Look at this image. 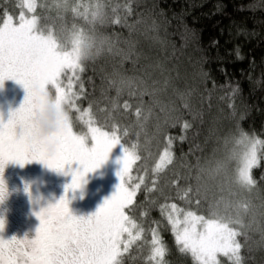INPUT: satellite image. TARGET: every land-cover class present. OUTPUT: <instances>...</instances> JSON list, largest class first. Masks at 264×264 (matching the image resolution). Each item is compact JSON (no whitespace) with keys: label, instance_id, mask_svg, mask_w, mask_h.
<instances>
[{"label":"trees","instance_id":"obj_1","mask_svg":"<svg viewBox=\"0 0 264 264\" xmlns=\"http://www.w3.org/2000/svg\"><path fill=\"white\" fill-rule=\"evenodd\" d=\"M84 1L0 0V25L31 13L61 40L75 30L104 42L84 61L81 80L73 78L79 111L71 109L72 122L115 126L124 147L137 146L130 173L140 187L126 214L143 231L123 264H155L154 228L167 244L164 264H196L178 250L167 219L188 211L239 215L246 225L238 237L242 264H264V0ZM244 137L261 141L250 191L232 182L239 159L214 171V162L243 152ZM165 152L173 163L157 171ZM189 187H199V196H185ZM217 260L234 264L222 254Z\"/></svg>","mask_w":264,"mask_h":264},{"label":"snow or ice","instance_id":"obj_2","mask_svg":"<svg viewBox=\"0 0 264 264\" xmlns=\"http://www.w3.org/2000/svg\"><path fill=\"white\" fill-rule=\"evenodd\" d=\"M28 8L35 11L32 4ZM98 15L99 10L93 13V18ZM103 43L75 30L61 40L51 29L41 28L35 16L27 19L24 13L20 14L18 23L9 15L0 26V89L4 81L12 80L22 85L26 92L23 102L10 110L6 120L0 113V202L9 194L3 173L10 162L21 167L33 161L41 162L49 169L72 177L71 183L65 186L64 196L35 213L40 223L33 238L0 236V264H123L125 254L140 238L143 229L125 212L133 204L140 187L139 184L126 186L132 164L140 159L135 151L137 146L133 144L129 150L122 144L115 126L111 132L105 131L93 126L91 119L88 134L78 135L73 130L69 112L70 109L79 111L77 94L72 91L73 78L81 80L84 61L91 57L92 49L99 53ZM63 78L68 81L66 86ZM50 98L58 113L57 127L54 133L42 137L36 130L33 116ZM89 140L91 147L87 143ZM241 142L243 153L234 152L218 161L214 171H224L229 159H239L232 182L250 191L256 183L251 170L258 164L257 145L261 141L244 137ZM117 145H121L123 155L117 161L121 167L117 172L120 183L116 192L95 213L74 215L69 209L67 193L80 188L86 174L99 168ZM172 163L165 152L155 168L162 171ZM25 192L30 195L28 184H25ZM189 193L199 196L200 189L189 187L184 195ZM195 202L199 204L200 200ZM244 207L247 210V205ZM171 208L175 212L177 205L172 204ZM167 219L178 250L190 254L196 264H219L218 254L228 257L234 264H242V244L237 237L246 235L243 231L246 225L239 215L222 217L213 212L210 218H205L188 211L183 219L172 213L167 214ZM4 224L0 219V232ZM150 243L149 260L164 264L168 248L155 228Z\"/></svg>","mask_w":264,"mask_h":264},{"label":"rangeland","instance_id":"obj_3","mask_svg":"<svg viewBox=\"0 0 264 264\" xmlns=\"http://www.w3.org/2000/svg\"><path fill=\"white\" fill-rule=\"evenodd\" d=\"M81 2H85V1L81 0ZM29 15H32V16L28 18L26 17L27 19H31L34 16L31 13L25 16H29ZM18 22L19 21L14 22V23H18ZM25 95H26V92L22 85H19L15 81H12V80L4 81V86L2 89H0V113L3 114V118L5 120L7 119L10 110H14L20 106V104L23 102ZM72 110L70 109L69 112H70L72 119H74ZM75 120L78 123L77 125H75L72 122L74 132H76L78 135H87L88 127H89V123H88L89 119H87L85 123H83V121H81L78 117L75 118ZM93 126H97V125L93 123ZM102 129L105 131H109L105 128H102ZM87 143H88V146L91 147V141L89 140ZM122 155H123L122 147L121 145H117L116 147L113 148V150L109 154V158L99 168H97L93 172L86 174V176L84 177V182L82 183V186L80 188H78L74 192L72 191L68 192V198L70 200L69 209L74 215L87 216V215L93 214L98 210V208L104 203L106 199H110L112 197V195L117 190V186L120 183V179L117 176V172L119 171L121 165L117 161L122 157ZM230 156L231 155H229V157ZM222 160H225V158ZM222 160H218V161H222ZM217 162H214V163H217ZM231 162H232L231 159H229L227 166L231 164ZM237 162L240 164L239 160ZM9 164H12V163L10 162ZM40 164H43V163L40 162ZM133 164L131 166V170L133 168ZM8 165L5 167V169L8 167ZM23 167H27V164L24 165ZM73 167H77V165H73ZM18 169L22 170V168H18ZM213 175L215 177H218L216 174H213ZM60 176L63 178L66 185L71 183V180H72L71 175H64L63 173H60ZM3 179L5 180V174H3ZM44 179H45V175L43 174V176H41L40 178V181L37 179L34 180L33 184H31V187H30V190L31 191L33 190L36 195L40 193V198L38 200L36 199L31 204V208H30L32 210H34V208L36 207L39 208L37 212H39L41 208H43L44 205H46V203L50 200V196L48 194H50L51 187L48 186V184L44 181ZM126 180H127L126 186H129V185L134 186L137 184V178L133 176L132 173H130V177H126ZM206 188H207V185L205 189ZM9 201H10L9 198L7 197L3 202H0V219H3L5 221V224L9 216V208H8ZM126 209H125V212H126ZM242 212L252 217V214H253L252 211L244 210ZM184 215L185 214H183L180 217V219H183ZM253 221L254 220L252 219L250 223L247 224V229H250V231L252 230V227H253ZM5 224H4V229L2 232H4L6 229ZM239 242L241 243L240 240ZM217 259H218V256H217Z\"/></svg>","mask_w":264,"mask_h":264},{"label":"flooded vegetation","instance_id":"obj_4","mask_svg":"<svg viewBox=\"0 0 264 264\" xmlns=\"http://www.w3.org/2000/svg\"><path fill=\"white\" fill-rule=\"evenodd\" d=\"M18 168H22L19 170ZM5 182L8 190V208L9 216L5 224L6 229L0 233L5 239L16 236L23 238L27 235L28 238H33L36 234V229L39 227V219L34 214L39 208L30 209L31 204L40 198V193L35 194L30 190V195L25 192V184L31 187L34 180H39L43 174L44 181L50 186V200L44 205L47 207L51 203L57 202L61 196H64L66 183L60 176V172L47 168L40 162L33 161L27 164V167H21L19 164H9L4 169ZM28 195V196H27ZM68 196V193H67Z\"/></svg>","mask_w":264,"mask_h":264},{"label":"clouds","instance_id":"obj_5","mask_svg":"<svg viewBox=\"0 0 264 264\" xmlns=\"http://www.w3.org/2000/svg\"><path fill=\"white\" fill-rule=\"evenodd\" d=\"M57 119L58 113L50 98L49 102L42 109H37L33 116V123L38 134L46 137L56 131Z\"/></svg>","mask_w":264,"mask_h":264}]
</instances>
